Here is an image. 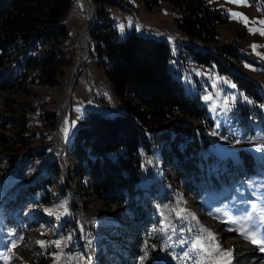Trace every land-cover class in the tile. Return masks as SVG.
I'll return each mask as SVG.
<instances>
[{
  "label": "rangeland",
  "instance_id": "374dc122",
  "mask_svg": "<svg viewBox=\"0 0 264 264\" xmlns=\"http://www.w3.org/2000/svg\"><path fill=\"white\" fill-rule=\"evenodd\" d=\"M79 2L63 21L68 38L55 47L60 61L55 84H46L31 63L8 79L10 87L0 89V264H6L5 257L7 264H217L221 260L217 246L231 252V264H264L261 247L237 230L242 225L249 229L255 225L257 239L264 233V223L253 213V205L256 213L264 211V150H257L264 149V35L250 31L264 30V24L259 23L264 21V0H246L247 6L210 0L227 17V23L217 26L216 41L206 45L190 40L177 28L176 19L182 13L168 3L160 1L148 8L144 0L109 1L107 11L122 35L135 31L170 44L175 57L169 63L170 72L186 93L200 100L213 123L211 129L204 130L210 142L206 165L211 172L204 196H194L184 189L169 167L162 143L148 147L141 183L153 189V194L146 206L147 220L133 236L123 235L130 231L123 219L125 213L115 206L105 207L81 191L80 181L71 175L67 179L64 167L60 176L52 177L49 189L29 191L45 172L46 163L58 160V144L70 142L84 114L122 111L89 37L81 71L73 80L70 78L88 23L89 10L83 0ZM232 13L242 14L247 23ZM184 45L216 54L227 69L256 82L263 102L251 101L215 68L180 58L177 50ZM50 47L38 42L30 55L42 56ZM226 47L237 54L236 58L223 57L228 56L221 51ZM23 59L17 57L1 68L0 80ZM70 81L73 84L68 93ZM66 105L57 144L56 125L48 126L40 115L61 111ZM256 111L261 118L253 116ZM173 122L156 125L146 133L166 131ZM71 185L82 209L74 202ZM180 209L184 212L178 216ZM228 219L242 224L222 222ZM82 222L88 244L82 238ZM197 240L202 247L193 249Z\"/></svg>",
  "mask_w": 264,
  "mask_h": 264
},
{
  "label": "trees",
  "instance_id": "16d2710c",
  "mask_svg": "<svg viewBox=\"0 0 264 264\" xmlns=\"http://www.w3.org/2000/svg\"><path fill=\"white\" fill-rule=\"evenodd\" d=\"M109 1L93 0L95 22L89 38L122 111L112 115L99 111L84 114L82 125L65 145L63 158L70 175L80 181L81 191L105 207L115 206L125 213L123 219L130 231L123 235L133 236L147 220L146 206L153 194V189L141 183L148 147L162 143L169 167L184 189L194 196H204L211 176L206 165L210 142L204 130L211 129L213 123L200 100L186 93L170 72L169 63L175 58L170 44L135 31L122 35L107 11ZM160 1L179 9L182 17L176 19L177 28L190 40L205 45L215 42L217 26L227 23V17L210 0H144L148 8ZM76 4L80 5L79 0H0V69L24 57L22 63H16L17 68L1 77L0 89L10 87L8 79L16 77L21 66L31 63L46 84H55L60 64L55 47L69 36L63 21ZM38 42L51 47L42 56H31ZM221 51L228 55H223L226 60L236 58L237 54L228 47ZM177 52L182 59L227 75L254 103L263 102L257 83L227 69L216 54L190 45ZM253 116L261 118L258 111ZM40 117L53 128L58 112ZM172 120L175 122L166 131L146 133ZM62 167L56 159L48 161L45 172L29 191L49 189L52 177L60 176Z\"/></svg>",
  "mask_w": 264,
  "mask_h": 264
},
{
  "label": "snow or ice",
  "instance_id": "6c2138e0",
  "mask_svg": "<svg viewBox=\"0 0 264 264\" xmlns=\"http://www.w3.org/2000/svg\"><path fill=\"white\" fill-rule=\"evenodd\" d=\"M229 2H233V3H237L238 6H247L246 0H229ZM232 16L234 18L240 19L242 21H244L245 23H247V18L242 16V14L239 13H232ZM255 23V22H254ZM260 24H264V21H259ZM250 31H260L261 35H264V30H260V29H250ZM255 45H253V48L255 49ZM258 151L264 150V149H257ZM61 207H63V205H61ZM184 212L183 209H180L179 212L177 213V215L179 216L180 213ZM253 213H255L256 215H258L260 217V220L262 223H264V211H261L259 213H256V209H255V205H253ZM51 214V213H49ZM249 220H251V217L249 216ZM222 222H227L230 224H238L241 223V221H237V220H233V219H228L227 221H222ZM229 231H233L234 229L229 228ZM240 233V235L244 236L245 239L250 240L252 243L256 244L257 246L261 247V251H264V233H260V239H257V233H256V226L254 225L251 229L244 227L243 225L237 229ZM201 231H206V230H201ZM208 237L211 238L212 240L215 239V237L213 236V234L211 232L207 233ZM41 243V246H44L42 244V242H38ZM12 246L15 247L16 243L15 241H13ZM57 247H59V242H57ZM198 247H202V243L200 240H197L194 244H193V249H196ZM217 252H219L221 260L217 262V264H231V252H226L222 249L219 248V246H217L216 248ZM147 255V254H145ZM225 257L229 258V259H224ZM7 260L8 257H5V261L7 264Z\"/></svg>",
  "mask_w": 264,
  "mask_h": 264
},
{
  "label": "water",
  "instance_id": "95a60500",
  "mask_svg": "<svg viewBox=\"0 0 264 264\" xmlns=\"http://www.w3.org/2000/svg\"><path fill=\"white\" fill-rule=\"evenodd\" d=\"M92 2V0H89ZM90 11H91V16L89 17L88 19V23H87V26L85 27L84 29V35H88L90 36L89 34V31L90 29L93 27L94 25V22H95V13H94V9H93V6L92 4H90ZM150 38V37H149ZM154 39V38H152ZM157 40V39H155ZM160 41H164V40H161ZM81 71V68H80V63L78 62V68L72 72V75H71V79H73L76 75H78ZM64 95H66V89L64 91ZM62 116V111H58V119H57V124H56V128H55V139L57 141L60 140V134H59V126H60V117ZM61 146V151L59 152L58 154V160L59 162L62 164V166L64 167V170H65V173H66V178L68 179L69 178V175H70V167L68 166V164L66 163V161L64 160L63 158V154H64V151H65V146L63 144L60 145ZM71 189H72V196L74 198V202L75 204L78 206L79 209H82L81 207V202L80 200L78 199V196H77V193H76V189L73 185H71ZM81 213V212H80ZM82 238H83V241L88 244L87 242V239H86V226L85 224L82 222Z\"/></svg>",
  "mask_w": 264,
  "mask_h": 264
},
{
  "label": "bare ground",
  "instance_id": "6f19581e",
  "mask_svg": "<svg viewBox=\"0 0 264 264\" xmlns=\"http://www.w3.org/2000/svg\"><path fill=\"white\" fill-rule=\"evenodd\" d=\"M83 6H84V8L88 11V13H87V15H88V19H89V17L91 16V11H90V4H92V2L91 1H89V0H83ZM88 35H84V32H83V34L81 35V37H80V49H81V52H80V54H79V57H78V59H77V61H76V63H75V67H74V69H73V71H75L77 68H78V62L80 63V68L82 67V64H83V62H84V60H85V58H86V53H87V42H88ZM77 76V75H76ZM75 76V77H76ZM74 77V78H75ZM73 80V79H72ZM72 84H73V81H70V83H69V87H68V93H69V90H70V88H71V86H72ZM62 116L60 117V120H61V122L60 123H62L63 122V120H64V117H65V113H66V111H67V105L64 107V108H62ZM61 140V139H60ZM60 140L59 141H57V140H55V142L58 144L59 142H60ZM58 147H59V149L61 150V146L58 144Z\"/></svg>",
  "mask_w": 264,
  "mask_h": 264
},
{
  "label": "crops",
  "instance_id": "0c3cea01",
  "mask_svg": "<svg viewBox=\"0 0 264 264\" xmlns=\"http://www.w3.org/2000/svg\"><path fill=\"white\" fill-rule=\"evenodd\" d=\"M164 40V39H163Z\"/></svg>",
  "mask_w": 264,
  "mask_h": 264
}]
</instances>
